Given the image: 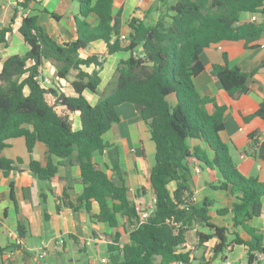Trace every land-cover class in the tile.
Wrapping results in <instances>:
<instances>
[{"label": "trees", "instance_id": "1", "mask_svg": "<svg viewBox=\"0 0 264 264\" xmlns=\"http://www.w3.org/2000/svg\"><path fill=\"white\" fill-rule=\"evenodd\" d=\"M32 1L17 0L15 10L26 11ZM72 1L78 6L74 15L76 38L72 41L58 42L35 15L22 17L18 32L29 48L23 54L7 56L0 69V152L9 146V139L16 137L24 138L28 152L37 143L43 144L44 161L32 160L28 169L34 177L48 183L51 193L50 184L58 171L53 157L73 156L80 167L83 189L75 202L64 193L60 198L63 205L89 212L92 201H96L97 219L114 227L117 216L125 215L129 223L135 210L127 187L108 177L104 166L93 162L92 153L107 147L102 134L119 121L116 107L123 102L132 103L147 123L155 145L149 182L156 204L146 222L128 231V242L107 245L108 264H191L190 253L183 251L189 229H195L199 245L216 236L218 241L212 249L215 255L228 244V229L210 222L207 203L199 207L195 204L190 187V157L217 168L221 174L217 187L236 196L230 208L231 228L242 227L254 242L244 241L238 234H234L233 242L245 243L249 262L256 259V254L264 255L262 235L248 225L261 212L264 183L238 171L220 137L225 107L201 96L194 84L196 75L205 69L200 59L204 48L222 40H243L246 46H253L264 35V21L240 19L242 13L263 15V0L165 1L151 24L146 23V16L128 18L124 39L113 26V0ZM12 22L13 18L8 25L0 26V49L7 45L6 33L11 31ZM96 41L105 43V54H80ZM138 48L141 49L136 53ZM120 51L129 55L118 62L113 76L101 89L99 71L107 55ZM45 61L54 66L57 78H67L71 70L76 71L71 81L75 95L43 84L41 68ZM88 67H92L90 72ZM207 72L231 97L248 93L253 77V71L221 64H212ZM84 90L97 95L94 105L84 97ZM209 103L214 105L212 112L207 109ZM68 113L77 114L76 128ZM256 116L264 117V101L247 117ZM194 139L204 147L190 146L189 141ZM250 139L264 157V142L259 144L254 134ZM205 148L212 151L211 157ZM21 164L19 157L0 156L4 174L20 169ZM107 199H111V204ZM198 226L210 228L212 234H203ZM19 235H23L20 227Z\"/></svg>", "mask_w": 264, "mask_h": 264}, {"label": "crops", "instance_id": "2", "mask_svg": "<svg viewBox=\"0 0 264 264\" xmlns=\"http://www.w3.org/2000/svg\"><path fill=\"white\" fill-rule=\"evenodd\" d=\"M165 1L167 0H113L114 28L125 35L128 31V18L148 16L154 9L158 13L162 9V2ZM16 2L17 0H0V26L8 25L13 18L11 31L6 33L7 45L0 49V69L7 56L23 54L29 48L18 32L25 14L35 15L46 31L60 43L76 38L74 15L78 6L74 1L34 0L26 11L21 8L15 10ZM51 12L60 18H54ZM250 16L249 13H242L240 19L248 21ZM256 21H264V14H256ZM126 43L123 41V44ZM140 49H136V53ZM91 53L105 54V43L96 41L88 49L80 51L82 56ZM128 55L125 51L107 55L99 71L101 89L113 76L118 62ZM200 59L205 69L196 75L194 84L201 96L209 97L215 105L225 107L224 128L220 133L222 141L227 145L238 171L246 177H253L264 183V157L259 155L257 146L252 145L250 139V135L254 134L259 144L264 142V117H247L264 101V35L255 41L253 46H246L243 40L212 43L204 48ZM30 63L31 61L28 62ZM212 64L253 71L248 93L231 97L217 79L207 72ZM87 70L90 72L92 67ZM75 74L76 71L71 70L67 78H57L50 61H45L41 68L43 84L57 86L69 96L75 95L71 85ZM82 94L91 105L97 102V95L91 91L84 90ZM207 109L212 112L213 103L207 104ZM116 111L119 121L102 134L107 147L101 152L94 151L92 160L104 166L108 177L121 181L127 187L131 201L145 202L153 195L149 173L154 163L155 145L147 123L132 103L123 102L116 107ZM68 117L73 128H76L79 124L77 114L68 113ZM8 144L9 146L2 149L0 156L10 159L19 157L22 164L20 169L9 171L8 174L0 170V264H108L101 261L102 258L108 259L107 245H123L128 242L129 228L124 229V225L128 226L126 216L118 215L117 225L111 227L107 222L95 217L99 212V204L96 201H92L89 212L63 205L60 198L64 193L70 201L75 202L83 189L80 167L74 162L73 156L53 157V162L58 164V171L50 184L53 188L51 193L48 192V183L34 177L28 169L30 161H44V145L37 143L33 150L28 152L23 137L11 138ZM189 144L204 147L197 139L190 140ZM205 151L209 157L212 156V151L208 148H205ZM192 165L200 167L198 172L192 169L190 181L195 204L199 207L204 202L207 203L210 222L228 229V244L215 255L212 249L218 238L213 236L199 245L195 229H189L186 232V243L183 245V251L190 253L189 263L222 264L223 261H230L233 264H264L263 254H256V259L249 262L245 243L233 242L234 234H238L244 241L254 242V238L242 227L231 228L233 214L230 208L236 201V196L217 187L221 181L218 169L210 168L198 160ZM115 166L118 168L115 169ZM107 202L111 204L112 201L107 199ZM223 210L226 211L222 212ZM248 225L256 234L262 235L261 242L264 246V197L261 198L260 214L253 217ZM19 227L22 236L19 235ZM197 230L203 234H212V230L207 227L198 226ZM60 240H63L62 246L59 245ZM13 244L20 246H10ZM43 249L47 253L39 258L37 255ZM90 258H93V261H90Z\"/></svg>", "mask_w": 264, "mask_h": 264}, {"label": "built area", "instance_id": "3", "mask_svg": "<svg viewBox=\"0 0 264 264\" xmlns=\"http://www.w3.org/2000/svg\"><path fill=\"white\" fill-rule=\"evenodd\" d=\"M250 20L251 21H256V14H251L250 16ZM121 39L125 38L124 34L120 35ZM189 162H191L193 164L194 161H197L194 157H190L188 158ZM194 168L195 171H199L200 167L198 165L192 166ZM194 199V197H193ZM155 204H156V196L152 195L151 198L145 202H141V201H136L134 202V210H135V217L131 219V221L128 223V228L129 230H134L136 229L139 225H141L142 223L146 222V220L148 219V217L151 215V213L153 212L154 208H155ZM127 218V217H126ZM174 225L177 227L178 224L174 223ZM175 230H177L175 228ZM59 245L62 246L63 240L59 241ZM46 250L43 249L38 253V257L42 258L45 256L46 254ZM90 261H93V258H90ZM102 262H108V259L102 258L101 259ZM176 264H183L181 261H176ZM222 264H233L230 261H223Z\"/></svg>", "mask_w": 264, "mask_h": 264}, {"label": "rangeland", "instance_id": "4", "mask_svg": "<svg viewBox=\"0 0 264 264\" xmlns=\"http://www.w3.org/2000/svg\"><path fill=\"white\" fill-rule=\"evenodd\" d=\"M173 1H175V0H167V2H173ZM159 12L156 13L155 9L153 11H151L149 13V15L145 17L146 23H148V24L153 23L157 19L158 15H159ZM152 159H153V157H152Z\"/></svg>", "mask_w": 264, "mask_h": 264}]
</instances>
